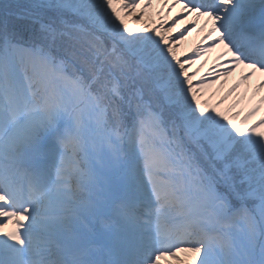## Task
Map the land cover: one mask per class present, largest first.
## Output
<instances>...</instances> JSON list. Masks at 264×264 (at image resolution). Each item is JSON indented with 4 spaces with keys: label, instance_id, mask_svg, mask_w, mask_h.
<instances>
[{
    "label": "rangeland",
    "instance_id": "374dc122",
    "mask_svg": "<svg viewBox=\"0 0 264 264\" xmlns=\"http://www.w3.org/2000/svg\"><path fill=\"white\" fill-rule=\"evenodd\" d=\"M172 3L184 13L166 28L151 14L155 0H0V110L32 88L37 101L33 114L23 113L8 131L0 163L24 177V151L50 144L49 170L58 181H51L53 193L39 192L42 201L26 223L31 250L42 261L50 257L46 264H62L73 255L67 246L78 241L87 245H75L73 264H84L89 250L115 258L110 243L126 255L124 264H264V107L251 104L245 118L236 114L231 91L216 83L230 69L219 58L206 64L210 76L196 80L207 47L229 43L224 33L200 47L199 25L176 32L201 13L226 17L229 0L208 8ZM64 8L71 11L60 26L45 21ZM173 9L167 6V14ZM20 18L39 21L44 35L57 30L91 43V51H67L51 34L44 43L23 42L13 28ZM190 34L200 48L183 54ZM234 46L241 53L243 44ZM100 53L106 54L101 76L91 66ZM240 62L233 58L235 67ZM14 108L7 115L17 118ZM111 174L122 185L119 194L109 188ZM203 224L209 230L194 236ZM195 242L202 250H188Z\"/></svg>",
    "mask_w": 264,
    "mask_h": 264
},
{
    "label": "bare ground",
    "instance_id": "6f19581e",
    "mask_svg": "<svg viewBox=\"0 0 264 264\" xmlns=\"http://www.w3.org/2000/svg\"><path fill=\"white\" fill-rule=\"evenodd\" d=\"M172 1L173 0H155L153 13L151 12L152 16L155 18V21L158 22L157 24H162L166 28H169L171 21L175 19L177 15L184 13V9L174 5ZM239 2V0H229L230 4L226 5V11H228L227 16L222 19L214 18L211 14L205 12L195 16V18H185L184 20H182L178 25L179 29L177 31L175 30L176 28H174L165 30V32H182L183 28H187L190 24L194 23L195 25H199L201 28L198 32V35H196V38L198 39V45H201L200 47H203L205 44L213 42L214 39L220 37V35H216V32L218 30L220 31V33H224V35L222 36H225L224 38L226 40H229V43L220 41L219 43H216L213 46L207 47V55L203 57L205 63L199 64V69L201 73H199V76L196 80H203L210 76L211 71L206 67V64H214L215 61L219 58V61L223 65L229 66L230 69L229 72L225 73V76L219 75L216 83L219 86L224 84L227 85L228 89L231 91V95L229 97L228 102L235 98L237 102V105L235 104L236 114L242 115L245 118L249 111L246 110L248 108V105L259 103L261 110V107H264V97H261L259 95V92H257L255 88L257 86L258 88H261L264 92V83L261 81L264 80V70L257 66V64L250 62L245 63L242 61L240 62L241 64H237L235 67L233 65V58L235 57V55L238 54V52L235 50L236 48L233 44L235 42L240 43L243 41H249L248 39L243 37V34L245 31L250 30L254 26V24L258 22L257 19H264V0H257L255 2L253 1L242 4H240ZM169 5H173L174 7L172 14H167L166 12V8ZM238 7L242 8L243 10L239 12ZM226 25H229L231 29V32L229 34L225 31L224 27ZM255 37L257 38V36ZM254 42L257 43V40H255ZM261 44L262 49L264 50V41ZM194 45L195 44L192 41V34H190L183 41V48L181 49V52L183 54H190L196 52L197 50H199L200 47ZM248 71H254V73L248 74ZM241 100H244L246 104L243 105ZM21 101L22 99L20 100V102ZM231 102V108L234 109L233 104ZM33 103L34 102L29 101V105H32ZM5 119L6 115L0 116V152H2V150L4 149L3 145L6 142L5 140L8 135V133H6L4 130L5 128L10 126L7 120L5 121ZM18 124L19 123H17L16 125ZM42 150L43 149L38 148L31 152H27L24 158L31 156L32 160L30 161V164L32 166L37 165V167H39V165L45 164L43 162V158L37 156V154H40ZM35 172V177H33L32 174H28V178H35V180L37 179L39 183H42V185L38 184V186H48L50 179L46 175V170L41 169L40 171L37 170ZM6 178L10 185L13 184V187H16L19 183H22V181L18 182L17 180H15V177L13 176H6ZM4 186L5 182H2L1 187L3 188ZM13 187H11V189L16 191ZM14 193L17 196V192ZM4 198L5 196L0 194V199ZM28 200H30V198ZM5 204L7 203L5 202ZM33 208V206L27 205L23 210V213H13L14 217H11L8 221H6L5 218L2 217L7 216L9 211L3 210L1 211L2 213L0 212V264H26L25 259L22 258V250L24 247H26L27 244H24V242L26 241L22 240L19 233L17 232V223L15 222L14 218H18L19 221H22L25 224L30 222L31 217L28 216L27 213ZM177 224L178 222H172L170 226L175 229ZM197 227V233L194 234L195 236H199L200 232L205 233L209 230V227H207V225L205 224L199 225ZM187 248L188 250L195 251L202 250V247L199 245L198 242H195L191 247ZM91 254L92 253H89L87 255V258H90ZM63 263L71 264V262L65 261ZM92 264H94V262Z\"/></svg>",
    "mask_w": 264,
    "mask_h": 264
},
{
    "label": "trees",
    "instance_id": "16d2710c",
    "mask_svg": "<svg viewBox=\"0 0 264 264\" xmlns=\"http://www.w3.org/2000/svg\"><path fill=\"white\" fill-rule=\"evenodd\" d=\"M66 11H71L70 9H63V14L61 13V15L59 14H56L54 15V13L50 16H46L45 17V21H48V22H52V21H58L56 22V24L58 26H60L61 24V21H62V17H67L64 15V13ZM61 12V10H59V13ZM75 14H76V11H73ZM40 25L39 21L37 22H33L31 20H28V19H18L17 21V24L14 25L13 28H18L17 32L15 35H17L21 41L23 42H28V43H33V44H36V42H45L46 38H44L43 36H45L46 34H51V33H47L45 32L46 34L44 35V33L42 32V30H40L39 28H37L38 26ZM0 28H2V24L0 23ZM32 28V29H31ZM65 33L63 32H60V31H55V33L51 34L53 36V38L57 39V41H55L56 43H59L60 46H63V48H65L67 51H71L73 50L74 52H81L82 54H88L90 53L91 51V43H90V48H89V45L88 44H84L83 42H79V38H76L72 41L70 37H67L64 35ZM42 37V38H41ZM97 41H96V46L93 47V48H96L97 47V44H98V48H99V45L101 44V40L98 41V38H96ZM4 40V39H3ZM3 40L0 42V44L3 42ZM86 40V39H85ZM47 51V54L48 55H55L56 52L55 51H49V50H45ZM93 51H96L93 49ZM103 55V54H102ZM101 53H100V58L99 60H96L94 58H92L91 61L93 65L92 68L94 69L93 72L94 74H98L99 76H101L102 72H103V68L102 67L106 62H105V58H106V54L103 55L102 57ZM78 57H79V54H78ZM85 57V56H84ZM93 75V74H91ZM90 75V76H91ZM89 76V77H90Z\"/></svg>",
    "mask_w": 264,
    "mask_h": 264
},
{
    "label": "water",
    "instance_id": "95a60500",
    "mask_svg": "<svg viewBox=\"0 0 264 264\" xmlns=\"http://www.w3.org/2000/svg\"><path fill=\"white\" fill-rule=\"evenodd\" d=\"M111 181H112L111 188L115 189L116 191H118L119 189L117 188V184H116V182H115L113 177H111Z\"/></svg>",
    "mask_w": 264,
    "mask_h": 264
}]
</instances>
